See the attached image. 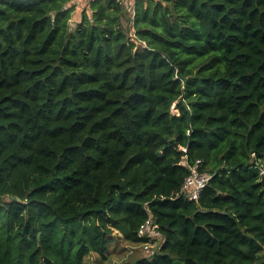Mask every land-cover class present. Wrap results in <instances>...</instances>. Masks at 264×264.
Listing matches in <instances>:
<instances>
[{
  "label": "trees",
  "instance_id": "1",
  "mask_svg": "<svg viewBox=\"0 0 264 264\" xmlns=\"http://www.w3.org/2000/svg\"><path fill=\"white\" fill-rule=\"evenodd\" d=\"M76 1L0 2V264H264V0Z\"/></svg>",
  "mask_w": 264,
  "mask_h": 264
},
{
  "label": "built area",
  "instance_id": "2",
  "mask_svg": "<svg viewBox=\"0 0 264 264\" xmlns=\"http://www.w3.org/2000/svg\"><path fill=\"white\" fill-rule=\"evenodd\" d=\"M1 1L5 0H0V2ZM119 1L127 9L128 13H130L129 18L133 19L134 4L136 0ZM172 110L176 112V109H173V107ZM183 164L185 165L186 163L183 162ZM187 168L188 175L184 179L178 195L187 201L197 202L203 189L208 184L211 176L208 173L202 171V162L200 160H196L193 164L187 166ZM137 238L143 241L140 245L142 246L146 257L153 255L156 252L155 248H157L158 251V248L162 242V235L151 215H149L148 218L139 226L137 231Z\"/></svg>",
  "mask_w": 264,
  "mask_h": 264
},
{
  "label": "rangeland",
  "instance_id": "3",
  "mask_svg": "<svg viewBox=\"0 0 264 264\" xmlns=\"http://www.w3.org/2000/svg\"><path fill=\"white\" fill-rule=\"evenodd\" d=\"M78 7L81 9L82 6L80 5ZM80 13L81 10L80 12H75L73 14L74 18H79ZM124 25L129 28L131 23L124 19ZM262 169H264V166H262ZM111 238L112 242L109 244L108 252L104 258H100L95 254H90L85 258L84 264H134L137 259L146 257L141 245L126 242L121 235L115 231L112 233ZM155 251H157V248H155Z\"/></svg>",
  "mask_w": 264,
  "mask_h": 264
},
{
  "label": "water",
  "instance_id": "4",
  "mask_svg": "<svg viewBox=\"0 0 264 264\" xmlns=\"http://www.w3.org/2000/svg\"><path fill=\"white\" fill-rule=\"evenodd\" d=\"M258 184H259L260 186H262L263 191H264V172L262 173V177H261L260 181L258 182Z\"/></svg>",
  "mask_w": 264,
  "mask_h": 264
},
{
  "label": "crops",
  "instance_id": "5",
  "mask_svg": "<svg viewBox=\"0 0 264 264\" xmlns=\"http://www.w3.org/2000/svg\"><path fill=\"white\" fill-rule=\"evenodd\" d=\"M89 0H77L76 2L79 4V5H82V3H87Z\"/></svg>",
  "mask_w": 264,
  "mask_h": 264
}]
</instances>
